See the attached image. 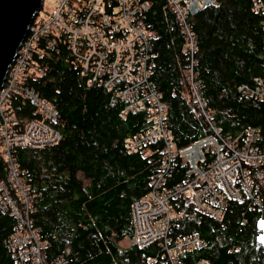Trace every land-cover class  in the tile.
Segmentation results:
<instances>
[{
	"label": "trees",
	"instance_id": "1",
	"mask_svg": "<svg viewBox=\"0 0 264 264\" xmlns=\"http://www.w3.org/2000/svg\"><path fill=\"white\" fill-rule=\"evenodd\" d=\"M145 1L149 7L139 18L151 41L150 80L166 104L170 138L176 148L184 147L208 133V122L184 74L188 60L175 12L166 0ZM213 1L188 18L196 36L193 67L205 109L224 136L240 140L254 126L264 143V99L246 97L237 88L253 85L255 76L264 75L262 16L252 9L254 0ZM43 47L41 40L30 58L41 73L30 68L24 84L57 109L53 126L61 139L52 145L14 146L12 154L33 195L30 219L44 241V261L62 257L64 264H162L161 239L141 247L123 244L132 230L131 203L149 191L151 175L162 161L161 140L135 151L127 147L128 138L150 125L148 110L126 111L121 101L109 105L110 93L88 85L65 37L57 38L48 53L41 54ZM8 107L18 128L39 117L20 94L11 96ZM144 150L149 151L145 156ZM212 159L208 153L206 161ZM7 170L0 153V179ZM186 171L177 157L166 186L180 183ZM262 172L264 163L249 168L261 209L251 207L244 197L231 198L221 217L214 219L187 193L170 200V236L180 239L196 233L204 243L185 252L187 263L264 264V247L257 240V222L264 218ZM15 224L16 217L0 210V264H16L7 247Z\"/></svg>",
	"mask_w": 264,
	"mask_h": 264
},
{
	"label": "built area",
	"instance_id": "2",
	"mask_svg": "<svg viewBox=\"0 0 264 264\" xmlns=\"http://www.w3.org/2000/svg\"><path fill=\"white\" fill-rule=\"evenodd\" d=\"M180 23L183 35L182 52L187 56L184 68L192 96L208 122L209 131L201 139L176 148L166 129V104L150 80L151 41L140 14L148 9L147 1L137 0H54L53 8L38 20L34 16L27 34L9 64L0 88V153L7 164V175L0 179V210L16 217L7 247L16 264H64L62 257L44 261V241L38 228L32 225L30 187L19 174L12 154L14 146H45L57 143L61 134L53 126L57 109L46 99L24 84L28 77L30 58L39 41H44L42 53L65 37L70 53L81 64L88 85L107 90L109 105L124 103L126 111L147 109L151 122L142 132L127 140L129 150H137L157 140L163 142L162 161L151 175L149 191L131 203V233L124 238L130 245L144 246L161 239L162 264H189L184 254L203 246L196 233L173 239L170 236L173 213L172 198L187 193L204 214L219 219L228 199L245 198L251 207H262L257 189L249 176L251 166L264 163V143L258 127H248L242 138L232 139L210 118L205 101L199 92L200 80L193 67L197 49L196 36L188 18L198 10L214 4L213 0H166ZM252 9L261 14L264 29V0H254ZM33 71L41 73L38 67ZM253 85L238 84L246 97L264 99V75L255 76ZM20 94L33 105L39 116L27 120L21 128L17 117L8 107L11 96ZM213 159L206 161L207 154ZM187 165L184 179L166 186V180L176 158ZM205 163V164H203ZM196 264H204L197 262Z\"/></svg>",
	"mask_w": 264,
	"mask_h": 264
},
{
	"label": "water",
	"instance_id": "3",
	"mask_svg": "<svg viewBox=\"0 0 264 264\" xmlns=\"http://www.w3.org/2000/svg\"><path fill=\"white\" fill-rule=\"evenodd\" d=\"M43 0H0V88L16 50L27 34L30 23ZM257 240L264 247V218L257 222Z\"/></svg>",
	"mask_w": 264,
	"mask_h": 264
},
{
	"label": "rangeland",
	"instance_id": "4",
	"mask_svg": "<svg viewBox=\"0 0 264 264\" xmlns=\"http://www.w3.org/2000/svg\"><path fill=\"white\" fill-rule=\"evenodd\" d=\"M53 1L54 0H43L42 1V7L38 10V13L36 14L35 20H38L39 18H41L42 14L44 12H48V11L52 10V8H53ZM261 174H262L261 180H262V182L264 184V172H262ZM123 244H125L126 246L127 245H130L129 244V241L127 239H125V238L123 239Z\"/></svg>",
	"mask_w": 264,
	"mask_h": 264
},
{
	"label": "crops",
	"instance_id": "5",
	"mask_svg": "<svg viewBox=\"0 0 264 264\" xmlns=\"http://www.w3.org/2000/svg\"><path fill=\"white\" fill-rule=\"evenodd\" d=\"M149 153V151H146V150H144V152H143V155L145 156V155H147ZM262 177V175H260V178Z\"/></svg>",
	"mask_w": 264,
	"mask_h": 264
},
{
	"label": "bare ground",
	"instance_id": "6",
	"mask_svg": "<svg viewBox=\"0 0 264 264\" xmlns=\"http://www.w3.org/2000/svg\"><path fill=\"white\" fill-rule=\"evenodd\" d=\"M144 148V147H143Z\"/></svg>",
	"mask_w": 264,
	"mask_h": 264
}]
</instances>
